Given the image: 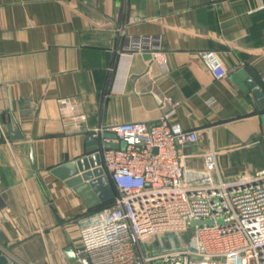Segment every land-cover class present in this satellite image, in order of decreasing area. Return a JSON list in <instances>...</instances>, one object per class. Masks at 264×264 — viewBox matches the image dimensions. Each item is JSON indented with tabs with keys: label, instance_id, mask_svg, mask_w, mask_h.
<instances>
[{
	"label": "crops",
	"instance_id": "1",
	"mask_svg": "<svg viewBox=\"0 0 264 264\" xmlns=\"http://www.w3.org/2000/svg\"><path fill=\"white\" fill-rule=\"evenodd\" d=\"M124 34L159 36L167 69L149 53L120 57ZM201 50L218 52L224 78ZM167 98L197 131L179 150L187 176L210 151L225 181L264 171V0H0V253L81 264L63 250L79 249L102 207L87 209L53 170L84 158L99 127L157 121Z\"/></svg>",
	"mask_w": 264,
	"mask_h": 264
},
{
	"label": "built area",
	"instance_id": "2",
	"mask_svg": "<svg viewBox=\"0 0 264 264\" xmlns=\"http://www.w3.org/2000/svg\"><path fill=\"white\" fill-rule=\"evenodd\" d=\"M140 52L167 69L159 36L124 34L119 56ZM197 56L215 80L227 75L217 51L201 50ZM166 101L170 110L155 122L94 130L113 133L125 148L101 153L114 197L79 229L77 252L90 264H264V171L225 181L210 151L200 172L187 176L179 150L197 140V131L174 120L178 104ZM60 103L71 106L69 100ZM193 221L202 224L192 227ZM166 233L188 234L184 247L148 253Z\"/></svg>",
	"mask_w": 264,
	"mask_h": 264
},
{
	"label": "water",
	"instance_id": "3",
	"mask_svg": "<svg viewBox=\"0 0 264 264\" xmlns=\"http://www.w3.org/2000/svg\"><path fill=\"white\" fill-rule=\"evenodd\" d=\"M9 133L13 138L20 137L17 132L11 130V127H9ZM115 139L116 137L113 133L89 134L86 137V156L61 166L52 172L81 197L87 209L105 207L114 197V189L101 168V153L105 149L122 150L125 148L124 142H103V140L111 141ZM29 157L32 162L31 150ZM207 223L210 222H205V224ZM200 224L202 223L193 221L190 225L194 227ZM7 243L8 239L0 227V248L7 245ZM63 253L70 263L78 260L81 264H90L85 253L77 252V249L71 245L64 248ZM0 264H11L3 253H0Z\"/></svg>",
	"mask_w": 264,
	"mask_h": 264
},
{
	"label": "rangeland",
	"instance_id": "4",
	"mask_svg": "<svg viewBox=\"0 0 264 264\" xmlns=\"http://www.w3.org/2000/svg\"><path fill=\"white\" fill-rule=\"evenodd\" d=\"M188 234L166 233L156 238L148 248V253H161L163 251L181 249L184 247Z\"/></svg>",
	"mask_w": 264,
	"mask_h": 264
},
{
	"label": "trees",
	"instance_id": "5",
	"mask_svg": "<svg viewBox=\"0 0 264 264\" xmlns=\"http://www.w3.org/2000/svg\"><path fill=\"white\" fill-rule=\"evenodd\" d=\"M110 204V203H109ZM109 204H107L106 206H108Z\"/></svg>",
	"mask_w": 264,
	"mask_h": 264
}]
</instances>
